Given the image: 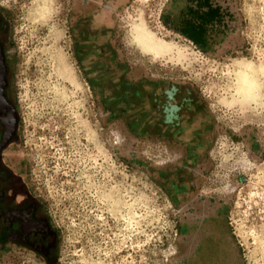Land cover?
Returning <instances> with one entry per match:
<instances>
[{
	"label": "rangeland",
	"instance_id": "obj_1",
	"mask_svg": "<svg viewBox=\"0 0 264 264\" xmlns=\"http://www.w3.org/2000/svg\"><path fill=\"white\" fill-rule=\"evenodd\" d=\"M108 1L52 0L43 18L34 0H0L20 137L7 157L57 231L56 264H264V0H210L219 17L204 49L162 22L179 23L192 0H129L111 15L124 89L188 86L212 123L176 198L157 176L187 171L191 144L135 130L83 66L79 38ZM140 13L166 47L139 48ZM0 264L44 262L8 248Z\"/></svg>",
	"mask_w": 264,
	"mask_h": 264
},
{
	"label": "water",
	"instance_id": "obj_2",
	"mask_svg": "<svg viewBox=\"0 0 264 264\" xmlns=\"http://www.w3.org/2000/svg\"><path fill=\"white\" fill-rule=\"evenodd\" d=\"M127 1L129 0H109L93 18V32L79 38L82 63L88 79L105 87L107 107L116 114L126 111L135 130L145 133L164 130L191 144L190 166L187 171L157 176L172 197H186L188 186L185 175L199 151L209 143L212 123L203 104L188 86L157 83L144 85L143 89L133 93L124 89L121 82L123 69L116 65L113 52L105 39L110 31L112 13ZM4 74L5 65L1 63L0 112L8 108V119L12 124L3 134L0 149L14 133L17 120L14 106L6 101L3 92L6 84ZM120 95H126L127 101L121 103ZM49 264H56V260Z\"/></svg>",
	"mask_w": 264,
	"mask_h": 264
},
{
	"label": "flooded vegetation",
	"instance_id": "obj_3",
	"mask_svg": "<svg viewBox=\"0 0 264 264\" xmlns=\"http://www.w3.org/2000/svg\"><path fill=\"white\" fill-rule=\"evenodd\" d=\"M9 30V21L0 11V61L2 58L6 80L3 92L6 101L14 106L8 95L6 44ZM9 113L8 108L0 112V142L6 129L12 124L8 119ZM18 130L17 115L15 131L0 149V251L8 248L28 251L41 257L44 264H49L55 260L57 231L40 201L31 193L27 182L7 157L10 147L20 140Z\"/></svg>",
	"mask_w": 264,
	"mask_h": 264
},
{
	"label": "trees",
	"instance_id": "obj_4",
	"mask_svg": "<svg viewBox=\"0 0 264 264\" xmlns=\"http://www.w3.org/2000/svg\"><path fill=\"white\" fill-rule=\"evenodd\" d=\"M193 6L186 7L179 23H170L163 17V24L175 30L204 49L206 44L207 25L219 17V7L213 6L210 0H192Z\"/></svg>",
	"mask_w": 264,
	"mask_h": 264
},
{
	"label": "bare ground",
	"instance_id": "obj_5",
	"mask_svg": "<svg viewBox=\"0 0 264 264\" xmlns=\"http://www.w3.org/2000/svg\"><path fill=\"white\" fill-rule=\"evenodd\" d=\"M52 9V0H34L33 12L38 17L47 15ZM32 12V11H31ZM42 19V18H41ZM148 21L140 13L138 20L133 24V39L140 49L146 52H152L166 47L156 38V36L148 28ZM165 54V53H164ZM244 87L246 88L250 80L244 79Z\"/></svg>",
	"mask_w": 264,
	"mask_h": 264
}]
</instances>
